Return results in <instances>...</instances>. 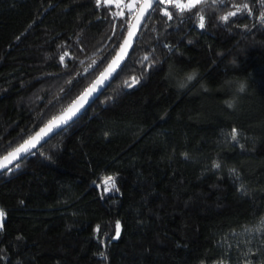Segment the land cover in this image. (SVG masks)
<instances>
[{
	"label": "trees",
	"instance_id": "16d2710c",
	"mask_svg": "<svg viewBox=\"0 0 264 264\" xmlns=\"http://www.w3.org/2000/svg\"><path fill=\"white\" fill-rule=\"evenodd\" d=\"M243 3L251 14L220 20ZM169 10L171 20L151 13L127 66L86 110L0 173V264H264V232L245 231L264 219V4ZM114 11L95 0H0V157L107 65L123 39ZM188 69L200 75L179 91L174 77ZM134 75L140 83L127 88ZM227 77L248 85L235 109ZM233 127L243 149L222 136ZM112 174L119 191L103 193L96 184Z\"/></svg>",
	"mask_w": 264,
	"mask_h": 264
},
{
	"label": "snow or ice",
	"instance_id": "6c2138e0",
	"mask_svg": "<svg viewBox=\"0 0 264 264\" xmlns=\"http://www.w3.org/2000/svg\"><path fill=\"white\" fill-rule=\"evenodd\" d=\"M96 5L99 7L102 4V0H95ZM207 0H103L104 5H115L116 11L112 12L111 15L113 18H119L123 21L120 25V35L123 36L122 41L119 43L118 48H115L114 51L116 55L107 63V66L101 71L91 83L85 87L74 99H72L66 106H64L59 114L54 115L44 124L43 127L36 131L34 134L29 135L26 139H23L21 143H18L15 147H12L10 151H7L5 155L0 157V173L7 171L9 173L13 172L20 168V161L26 159L30 155H35L39 151V147L42 142H46V138L50 134H55L57 130H60L62 126H67L70 122L74 121V118L82 111L86 110V106H89L95 99L98 98V95L102 93L104 88L109 84L111 78L114 74L117 73L118 69H123L127 66L125 63L126 57L129 54V50L133 48L134 42L138 37V34L142 27H146L145 21L150 18L151 13L157 10L161 11L163 16H166L169 20L172 19V11L169 10V6L173 10H177L180 13L185 11H191L194 8H197L200 4L206 3ZM217 0H212V3H216ZM223 2V0H221ZM261 4H264V0H259ZM163 6V7H160ZM125 12L129 19H124ZM247 12L251 14L252 10L249 7L248 3H243L242 5H237L235 11H229L225 15L220 16L221 21H228L230 17H234L239 13ZM199 28H205V17L202 14H199ZM259 21L264 23V12H261ZM126 32V34H125ZM116 26L113 25V35L115 36ZM112 37H109L111 39ZM19 39V37H17ZM165 47H168L165 45ZM171 51V49H169ZM68 52H64L60 56V62L64 63L65 57L68 56ZM148 62V67L151 68L154 66V61L151 60L150 54H145L140 63L143 64ZM83 63V61H81ZM97 64L96 60H93L91 64L85 68V72L89 69H92ZM78 75H82L78 73ZM190 78V77H189ZM71 83V81H69ZM140 83V78L138 76H131L129 80L124 81V85L127 88H134L137 84ZM105 136L108 133L104 134ZM222 136L226 141L235 142L242 149L244 148L243 144H240V138L242 136L241 130L233 127L230 132L222 131ZM187 158V154H183ZM212 167L214 169H219L221 167L220 163L213 162ZM230 174L234 175L236 179H239V173L235 168L229 169ZM117 175H104L101 179L100 184H96V187L103 189V193L118 192L119 188L117 187ZM240 190L244 191V186L241 184ZM103 193L101 194L103 196ZM21 204L24 201H20ZM6 211L0 207V232L4 229V222L6 219ZM121 223L120 221L115 222V236L110 239H119L121 234ZM264 232V219H262L255 229L246 228L245 231ZM94 232L99 235L100 226L97 225L94 229ZM251 253V249L248 252L244 253V256L247 257ZM101 257L107 259L104 253H100ZM223 264V261L220 262ZM246 264H251V260H248Z\"/></svg>",
	"mask_w": 264,
	"mask_h": 264
},
{
	"label": "clouds",
	"instance_id": "9594fccd",
	"mask_svg": "<svg viewBox=\"0 0 264 264\" xmlns=\"http://www.w3.org/2000/svg\"><path fill=\"white\" fill-rule=\"evenodd\" d=\"M233 64L235 65L234 61ZM199 75L200 73L198 70H185L179 77H174L175 87L177 90L183 91L196 81ZM222 83L232 93V95L226 100V107L229 109H235L239 96H242L246 92L248 85L246 81L235 80L232 77L224 78ZM202 87L204 91H208L207 87Z\"/></svg>",
	"mask_w": 264,
	"mask_h": 264
},
{
	"label": "water",
	"instance_id": "95a60500",
	"mask_svg": "<svg viewBox=\"0 0 264 264\" xmlns=\"http://www.w3.org/2000/svg\"><path fill=\"white\" fill-rule=\"evenodd\" d=\"M129 52H130V50H129ZM115 55H116V53H115L113 56H115ZM126 58H127V57H126ZM111 59H112V58H111ZM111 59H110V60H111ZM106 66H107V65H106ZM106 66H105V67H106ZM105 67H104V68H105ZM104 68H103V69H104ZM103 69H102L101 71H103ZM101 71H100V72H101ZM94 79H95V78H94ZM94 79H93V80H94ZM58 114H59V113H58ZM78 115H79V114H78ZM74 119H75V118H74ZM46 123H47V122H46ZM43 126H44V125H42L41 127H43ZM41 127H40V128H41ZM64 127H65V126H62V128H64ZM40 128H39V129H40ZM62 128H61V129H62ZM39 129H38L37 131H39ZM57 131H59V130H57ZM57 131H56V132H57ZM35 132H36V131H35ZM35 132H34V133H35ZM34 133H33V134H34ZM51 135H53V134H50L49 137H50ZM49 137H47L46 140H47ZM42 143H43V142H42ZM9 151H10V150H9ZM5 154H6V153H5ZM5 154H4V155H5ZM1 157H2V156H1Z\"/></svg>",
	"mask_w": 264,
	"mask_h": 264
},
{
	"label": "rangeland",
	"instance_id": "374dc122",
	"mask_svg": "<svg viewBox=\"0 0 264 264\" xmlns=\"http://www.w3.org/2000/svg\"><path fill=\"white\" fill-rule=\"evenodd\" d=\"M103 1V0H102ZM184 2H186V0H184ZM114 5V4H113ZM198 25H199V23H198Z\"/></svg>",
	"mask_w": 264,
	"mask_h": 264
}]
</instances>
